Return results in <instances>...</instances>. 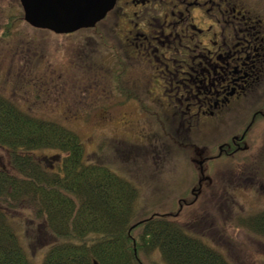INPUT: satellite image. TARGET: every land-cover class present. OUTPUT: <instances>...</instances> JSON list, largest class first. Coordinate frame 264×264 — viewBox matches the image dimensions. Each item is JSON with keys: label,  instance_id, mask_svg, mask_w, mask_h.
Here are the masks:
<instances>
[{"label": "flooded vegetation", "instance_id": "af4514ba", "mask_svg": "<svg viewBox=\"0 0 264 264\" xmlns=\"http://www.w3.org/2000/svg\"><path fill=\"white\" fill-rule=\"evenodd\" d=\"M77 34V53L54 87L68 93L67 109L95 97L97 103L107 100L100 102L105 107L149 111L159 116L152 120L162 134L114 137L127 144L125 156L163 137L175 144L169 153L198 163L200 176L178 197L172 215L207 195L215 184V160L243 159L249 139L264 137V0H116L94 28L65 36ZM165 125H176L175 133ZM208 162L211 175L205 173ZM219 210L228 216L230 207Z\"/></svg>", "mask_w": 264, "mask_h": 264}, {"label": "rangeland", "instance_id": "374dc122", "mask_svg": "<svg viewBox=\"0 0 264 264\" xmlns=\"http://www.w3.org/2000/svg\"><path fill=\"white\" fill-rule=\"evenodd\" d=\"M22 14L18 0H0L1 94L35 117L55 121L73 130L83 141L88 160L102 161L113 171L132 180L140 192L138 218L152 213H176L178 197L192 185L193 178L200 176L195 158L188 159L179 152L177 155L169 153L175 144L163 137H158V142L152 146L132 147L131 156H125L127 144L119 143L114 137H122L126 133L162 134L160 127L152 120L159 116L149 111L147 115L144 110L134 107H105L100 102L108 104V101L102 99L97 103L95 97L78 109L75 106L67 109L69 106L64 98L68 93L54 87L63 81L60 77L68 69L65 63L77 53L74 50L81 37L79 34L58 36L44 30L35 31L32 27L29 29ZM32 45L33 50L29 54L27 49ZM77 72L73 70L74 74ZM157 112L164 113L162 110ZM165 116L160 115L161 120L170 118L169 114ZM125 121L128 122L127 127ZM163 128L168 133H175L177 126L165 125ZM249 142L250 150L245 158L235 156L233 160L221 158L214 161L212 176L215 184L212 190L209 189L196 206L184 209L177 218L185 226L196 225L198 230L194 229L193 232L222 253L231 264H264V236L239 222L264 210V189L257 184L260 182L264 185V137H251ZM33 154L51 171L59 170L57 163L65 156L50 149L37 150ZM158 155L164 158L159 161ZM9 158V153L0 148V168L6 169L10 164ZM155 161L159 163L155 164ZM210 164L205 165L208 175H211ZM237 186L243 188L238 189ZM228 197H232V201L226 204ZM221 204V207H230L226 213L228 216L219 210ZM14 215L25 218V224H32L29 210ZM15 228L30 258L40 263L50 248L36 251L32 232L24 227ZM144 260L147 264H162L157 253L150 257L151 262L146 257Z\"/></svg>", "mask_w": 264, "mask_h": 264}, {"label": "trees", "instance_id": "16d2710c", "mask_svg": "<svg viewBox=\"0 0 264 264\" xmlns=\"http://www.w3.org/2000/svg\"><path fill=\"white\" fill-rule=\"evenodd\" d=\"M0 148L10 156L0 168V264H147L144 257L150 261L156 253L162 264H231L193 232L196 225L167 213L138 218L140 192L133 182L88 160L73 130L35 117L1 92ZM42 149L65 154L58 171L33 156ZM22 210L31 212L32 224L14 215ZM239 222L264 236V210ZM15 226L32 232L36 251L50 248L40 263Z\"/></svg>", "mask_w": 264, "mask_h": 264}, {"label": "water", "instance_id": "95a60500", "mask_svg": "<svg viewBox=\"0 0 264 264\" xmlns=\"http://www.w3.org/2000/svg\"><path fill=\"white\" fill-rule=\"evenodd\" d=\"M25 20L35 28L71 34L94 28L114 8L116 0H20Z\"/></svg>", "mask_w": 264, "mask_h": 264}]
</instances>
